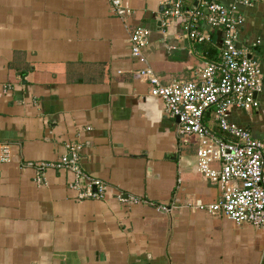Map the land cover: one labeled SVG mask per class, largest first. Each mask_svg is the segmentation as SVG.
<instances>
[{"label":"crops","instance_id":"obj_1","mask_svg":"<svg viewBox=\"0 0 264 264\" xmlns=\"http://www.w3.org/2000/svg\"><path fill=\"white\" fill-rule=\"evenodd\" d=\"M123 1L131 13L118 17L109 0H0V141L10 146L0 163V264H258L245 233L262 228L240 234L242 224L185 206L216 201L218 187L195 170L196 139L178 136L138 73L147 66L163 84L193 79L217 58L220 30L212 58L177 19L161 26L166 5L198 0ZM239 11V42L257 43L256 58L264 0ZM138 25L150 30L145 65L130 54ZM258 99V109H231L230 120L264 141V82ZM69 142L81 144V168L108 184L105 199L76 200L66 171L35 181L26 162L56 161ZM117 192L149 203L121 205ZM172 202L171 212L159 208Z\"/></svg>","mask_w":264,"mask_h":264},{"label":"built area","instance_id":"obj_2","mask_svg":"<svg viewBox=\"0 0 264 264\" xmlns=\"http://www.w3.org/2000/svg\"><path fill=\"white\" fill-rule=\"evenodd\" d=\"M253 0H233L225 5L216 0H198L186 7L180 1L171 2L161 11V26L177 19L185 37L196 44L212 42L211 34L220 30L218 56L204 59L194 70L191 80H173L163 84L149 67L138 71L150 85V95L162 100L164 112L177 120L179 137H194L195 170L219 190V198L211 203L197 199L186 207L220 214L236 223H247L264 229V141L253 136L247 127L230 120L231 109L259 108L258 94L264 82V51L251 57L257 43L242 45L239 29L244 16L240 6H250ZM111 12L118 17L131 13L123 0H109ZM203 25L208 26L205 29ZM150 30L138 25L129 38L130 54L139 63L147 64L144 50L149 44ZM250 55V56H249ZM81 144L66 143L65 153L56 161L26 162L36 171L35 181L41 183L49 169L73 175L68 188L76 200L105 199L108 184L86 173L79 164ZM10 157V146L0 141V163ZM179 182V180H178ZM121 205L149 203L130 193H113ZM171 212L170 206H159Z\"/></svg>","mask_w":264,"mask_h":264},{"label":"rangeland","instance_id":"obj_3","mask_svg":"<svg viewBox=\"0 0 264 264\" xmlns=\"http://www.w3.org/2000/svg\"><path fill=\"white\" fill-rule=\"evenodd\" d=\"M242 227L239 228V233L241 234V230L245 228H249L248 224H242ZM245 226V227H244ZM251 232L245 233V236L250 237V239L246 242L247 248H253V250L257 251L260 255L259 263L264 264V229H250Z\"/></svg>","mask_w":264,"mask_h":264},{"label":"trees","instance_id":"obj_4","mask_svg":"<svg viewBox=\"0 0 264 264\" xmlns=\"http://www.w3.org/2000/svg\"><path fill=\"white\" fill-rule=\"evenodd\" d=\"M211 39H212V36H211ZM202 44H206L204 46H207V47H204V48L207 49V54L209 55V57L215 58L216 50L214 48H212L210 45H208V43H202Z\"/></svg>","mask_w":264,"mask_h":264},{"label":"water","instance_id":"obj_5","mask_svg":"<svg viewBox=\"0 0 264 264\" xmlns=\"http://www.w3.org/2000/svg\"><path fill=\"white\" fill-rule=\"evenodd\" d=\"M250 56V55H249Z\"/></svg>","mask_w":264,"mask_h":264}]
</instances>
